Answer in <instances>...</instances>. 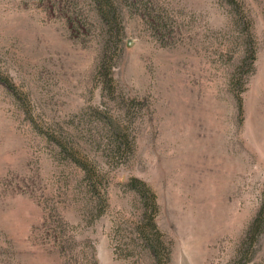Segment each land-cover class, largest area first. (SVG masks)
<instances>
[{
    "label": "rangeland",
    "instance_id": "1",
    "mask_svg": "<svg viewBox=\"0 0 264 264\" xmlns=\"http://www.w3.org/2000/svg\"><path fill=\"white\" fill-rule=\"evenodd\" d=\"M118 4L0 0V264H264V0Z\"/></svg>",
    "mask_w": 264,
    "mask_h": 264
},
{
    "label": "trees",
    "instance_id": "2",
    "mask_svg": "<svg viewBox=\"0 0 264 264\" xmlns=\"http://www.w3.org/2000/svg\"><path fill=\"white\" fill-rule=\"evenodd\" d=\"M130 1L134 3L135 5L137 4L142 5L144 4L145 0H130ZM93 2L96 6V8H94V12H95L94 17L100 22L101 29H103L102 30L103 34H105V36L109 34L110 35L113 34L114 36L116 35L118 42H119L121 34H122L121 32L122 29L119 28V24L121 22H120V14L118 12L119 10L118 0H93ZM77 5H79L78 2L74 6H77ZM59 6L61 7L60 9L61 10L63 9L65 11V14L68 15V21H69V25H71V28L80 29L84 31L89 27V25L86 24L83 16L79 14V12L73 11V8H74L73 5L64 6L63 3H60ZM54 7L55 5L52 6V9ZM167 22L168 20L166 16H164V14L155 15L149 18V23L154 27V29L163 28ZM106 27L110 29L106 30ZM2 82L9 90H11V86L9 85L8 82L4 80ZM115 130H116V133L120 135L121 131L119 130V127ZM119 145L120 146L117 147L118 151L120 150L122 143H120ZM72 149L74 148L72 147ZM80 168H82L86 178H88L89 180V181L87 180V182H88V186L90 187V189L96 190L98 188V185L100 184V182H96V181H99L100 176L97 174V172L94 169L87 170L85 166H80ZM139 184L145 186L143 182L135 178V179H132L131 182L127 186L132 187V189H137ZM138 193H141V191L138 190ZM144 243L146 246H148V249L151 252V255L154 258V260L156 259L157 261L158 260L157 249H159L157 247L159 244H156V243L158 242L152 240L151 238L145 237Z\"/></svg>",
    "mask_w": 264,
    "mask_h": 264
}]
</instances>
